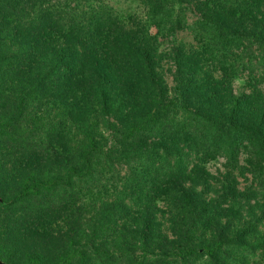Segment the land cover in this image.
Returning a JSON list of instances; mask_svg holds the SVG:
<instances>
[{
  "label": "trees",
  "instance_id": "16d2710c",
  "mask_svg": "<svg viewBox=\"0 0 264 264\" xmlns=\"http://www.w3.org/2000/svg\"><path fill=\"white\" fill-rule=\"evenodd\" d=\"M139 3L143 14L123 15L107 0H0V45L12 46L11 55L0 47V112L7 105L12 117H0V145L6 139L25 158L13 165L18 176H7L13 199L0 237L3 260L45 264L48 249L58 253L51 264H247L225 223L244 195L222 183L217 207L197 188L204 166L218 158L263 177L264 0L199 1L191 27L183 8L194 0ZM182 31L199 49L176 44ZM159 39L174 45L173 99L158 72ZM244 75L252 93L236 97L232 82ZM39 98L53 99L61 114L46 122L27 117ZM36 104L46 111L44 101ZM31 123L46 138L17 134ZM72 125L83 147L63 175L67 153H59L57 138ZM105 129L115 131L109 146ZM116 161L130 174L122 191L105 193L104 170ZM157 202L167 205L170 234ZM38 217L64 219L66 227L44 237Z\"/></svg>",
  "mask_w": 264,
  "mask_h": 264
},
{
  "label": "rangeland",
  "instance_id": "374dc122",
  "mask_svg": "<svg viewBox=\"0 0 264 264\" xmlns=\"http://www.w3.org/2000/svg\"><path fill=\"white\" fill-rule=\"evenodd\" d=\"M107 1L113 8L123 15H130V13L134 12L143 14V7L140 6L139 0ZM199 1L203 2L204 0H194V6L185 5L183 8L184 12L187 13L188 27L193 25L196 15H198L196 6L198 5L197 2ZM176 44L184 46L187 51L199 49V45L196 43L190 31L178 32L176 35ZM154 45L160 58L158 64L159 75L163 77L166 83L168 89V98L173 99L176 87L174 80L176 70L174 63L169 56L174 46L173 42L168 39H159L158 43ZM0 47L6 48L5 51L8 53V55H11L12 46L9 44H1ZM2 49L3 48L0 49V54H2ZM0 58L3 59V56L0 55ZM232 88L236 97L250 95L252 93V87L250 86L249 80L245 75L234 79L232 82ZM261 89L264 90V84L261 85ZM39 100L44 101L47 104L46 111L41 109V112H38V110L32 109L37 107L36 102ZM9 110L10 107L7 105L3 107V110L0 112V117L2 120H12V117L6 114ZM61 112L62 110L58 108L56 102L53 99L48 98V100H43L42 98H39L29 103L27 117H30L31 114H34L35 119L41 117L44 118L46 122L47 120H53L55 116L61 114ZM25 121H28V119H25ZM16 127L18 126L14 122L12 125V131L15 130ZM25 127L16 130L19 136L29 138H34V136L35 138H46L45 130H43V132L37 136L33 134V129L35 128L34 123L26 125ZM114 132L115 131L112 129H105L101 131V134L104 136L103 143L108 146L111 145L113 138L112 136H109V134ZM57 139L61 142V144H57L59 145V153H67L63 159L64 169H62L63 175H66L68 172L71 173L72 169L74 170V165L76 163L75 158H78V150L79 148L81 149L83 147V144H80L81 138L78 135V130L76 129L75 125L68 127V129H66L64 133L62 132ZM2 141L3 142L0 145V198L3 199L6 205H8V208L6 209L0 205V237L5 226V222L7 221V216L12 213V182L9 179V176L10 174L12 176V172H14L13 175H15V177L18 176V171H12L13 165L15 162H19V159H25L24 155H22V153L12 145V143H8L6 139H3ZM65 146L68 148V152L63 150ZM248 160H250L249 156L243 154L240 158V164L242 166H246ZM114 166L115 167L111 172L110 170H104L102 185L105 187V193L108 191L109 194H114V187H116L117 192L122 191V188L125 185V179L130 174V166L123 164V162L116 161ZM204 169L206 170L205 180L200 182L201 186L197 188V191L201 194L203 200L206 202H215L217 203V207H221V205L218 203L222 201V183L226 182L231 184L234 182L240 193L244 195L240 199L241 206L239 208L229 209L230 218L229 220L225 221V223L229 224L232 230H234L235 238L233 237L232 239L237 242V244L234 246V253L236 254L238 260L241 261V259H246L247 264H264V174L261 179L258 178L260 175L254 176L251 174L250 171L252 170L242 174L240 171L230 169L227 162L222 158H218L207 163L204 166ZM196 181H198L197 177ZM156 205L163 212L162 214H159V219L163 224L164 232L170 234L171 224L169 222L170 218L167 215V205L164 202H157ZM33 217L34 216H32V218ZM35 224L36 227L41 226V230L43 231L42 235L44 237L49 236L51 231V233H53V230L54 233H57L56 230H61L66 227V222L64 219H57V217L55 219H41V217H38ZM203 234L205 235V233ZM199 235H201V233ZM38 238H40V235H38L37 239ZM30 240L31 239L27 240L26 242L30 243ZM244 243L254 245V248H252V250L248 249L249 251L247 252L243 249ZM57 254L58 253L56 251L54 253L50 252L48 249H43V257L46 259L43 261L45 264H51L53 261H55L54 255ZM2 261L6 264H12L7 259H2Z\"/></svg>",
  "mask_w": 264,
  "mask_h": 264
},
{
  "label": "water",
  "instance_id": "95a60500",
  "mask_svg": "<svg viewBox=\"0 0 264 264\" xmlns=\"http://www.w3.org/2000/svg\"><path fill=\"white\" fill-rule=\"evenodd\" d=\"M2 202V200L0 199V203ZM0 264H6L5 262L2 261L1 257H0Z\"/></svg>",
  "mask_w": 264,
  "mask_h": 264
}]
</instances>
